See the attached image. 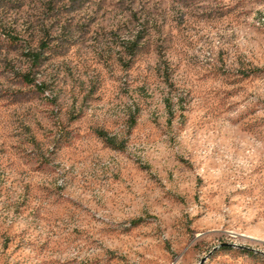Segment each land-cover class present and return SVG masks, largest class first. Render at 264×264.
<instances>
[{"label":"rangeland","instance_id":"1","mask_svg":"<svg viewBox=\"0 0 264 264\" xmlns=\"http://www.w3.org/2000/svg\"><path fill=\"white\" fill-rule=\"evenodd\" d=\"M4 1L0 264H264V0Z\"/></svg>","mask_w":264,"mask_h":264},{"label":"trees","instance_id":"2","mask_svg":"<svg viewBox=\"0 0 264 264\" xmlns=\"http://www.w3.org/2000/svg\"><path fill=\"white\" fill-rule=\"evenodd\" d=\"M5 3L4 0H0V7H3V4ZM35 60H37V57L34 58ZM224 250L228 249L227 247L223 248ZM251 255H253L252 253H250Z\"/></svg>","mask_w":264,"mask_h":264}]
</instances>
